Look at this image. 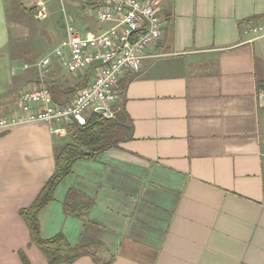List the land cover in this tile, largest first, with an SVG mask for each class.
<instances>
[{
	"label": "crops",
	"instance_id": "0c3cea01",
	"mask_svg": "<svg viewBox=\"0 0 264 264\" xmlns=\"http://www.w3.org/2000/svg\"><path fill=\"white\" fill-rule=\"evenodd\" d=\"M14 1L0 0V119L41 82L36 64H4ZM153 1L161 36L115 86L133 137L72 163L37 213L39 235L90 248L71 264H264V37L251 32L264 23V0ZM92 23L84 31L111 26ZM65 71L53 59L43 82L68 103L76 92L61 90L91 80L83 70L63 85ZM68 142L46 123L0 129V264H23L19 252L46 264L19 210ZM70 191L92 201L82 217L64 210Z\"/></svg>",
	"mask_w": 264,
	"mask_h": 264
},
{
	"label": "built area",
	"instance_id": "2783aa9c",
	"mask_svg": "<svg viewBox=\"0 0 264 264\" xmlns=\"http://www.w3.org/2000/svg\"><path fill=\"white\" fill-rule=\"evenodd\" d=\"M93 1L96 2L98 22L111 23V26L98 34L80 32L65 18L64 38L36 64L40 86L19 94V113L0 119V129L46 123L53 134L65 136L69 124L84 125L93 113L104 118L114 116L118 103L115 86L123 74L140 70L144 51L161 36V22L153 0ZM30 2L34 18L44 20L47 17L45 2ZM251 32L264 37V23L252 27ZM53 59L73 75L90 70L91 82L64 105L53 101L43 82ZM258 99L264 101V90H259Z\"/></svg>",
	"mask_w": 264,
	"mask_h": 264
},
{
	"label": "trees",
	"instance_id": "16d2710c",
	"mask_svg": "<svg viewBox=\"0 0 264 264\" xmlns=\"http://www.w3.org/2000/svg\"><path fill=\"white\" fill-rule=\"evenodd\" d=\"M32 11L33 9L30 10L31 13ZM83 87L82 82L61 91L64 94H74ZM50 91L56 102L66 103L59 100L57 85L50 86ZM67 135L69 142L56 152L52 175L44 183L31 205L19 210V216L27 226L30 243L39 248L46 259V264H71L81 256L89 254L91 250L81 246H71L61 234L47 240L42 239L39 235L38 211L52 199L54 188L70 172L74 161L91 159L109 149L119 148L121 143L132 139L133 127L123 110L116 105L112 118H104L100 114L93 113L87 117L84 125L69 124ZM86 151H91L92 154L86 155ZM91 204L92 201L88 198L70 191L64 199L63 207L66 214L82 217ZM19 254L23 264H30L22 252Z\"/></svg>",
	"mask_w": 264,
	"mask_h": 264
},
{
	"label": "rangeland",
	"instance_id": "374dc122",
	"mask_svg": "<svg viewBox=\"0 0 264 264\" xmlns=\"http://www.w3.org/2000/svg\"><path fill=\"white\" fill-rule=\"evenodd\" d=\"M45 2L47 17L38 21L30 16L29 9L32 8L30 0L14 1L16 12L10 16L9 25L10 37L6 50L3 51L4 64L10 63V59H21L18 61L26 63L30 69L36 71L35 64L46 54L50 53L65 36V25L67 21L80 32L87 27L89 20L93 21L94 27L102 30L108 28V23H99L97 14L92 8L93 0H43ZM156 1V0H155ZM28 10V11H27ZM27 11V13L25 12ZM12 25V26H11ZM93 29V28H92ZM15 32V36H14ZM14 37V38H13ZM38 71V70H37ZM38 74L39 71H38ZM68 75V76H66ZM62 82L66 84L69 80L75 81L80 78V74H71L65 71ZM52 74H47L44 78L48 83L52 80ZM80 80L78 82H80ZM47 83V84H48ZM81 83V82H80ZM77 84V83H76Z\"/></svg>",
	"mask_w": 264,
	"mask_h": 264
},
{
	"label": "water",
	"instance_id": "95a60500",
	"mask_svg": "<svg viewBox=\"0 0 264 264\" xmlns=\"http://www.w3.org/2000/svg\"><path fill=\"white\" fill-rule=\"evenodd\" d=\"M85 154H86V155H91L92 152H91V151H86Z\"/></svg>",
	"mask_w": 264,
	"mask_h": 264
},
{
	"label": "bare ground",
	"instance_id": "6f19581e",
	"mask_svg": "<svg viewBox=\"0 0 264 264\" xmlns=\"http://www.w3.org/2000/svg\"><path fill=\"white\" fill-rule=\"evenodd\" d=\"M98 21V20H97Z\"/></svg>",
	"mask_w": 264,
	"mask_h": 264
}]
</instances>
